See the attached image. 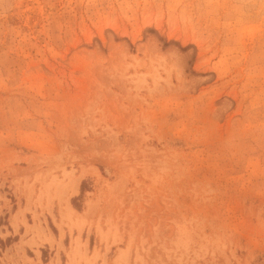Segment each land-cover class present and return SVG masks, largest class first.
Segmentation results:
<instances>
[{
    "label": "rangeland",
    "instance_id": "1",
    "mask_svg": "<svg viewBox=\"0 0 264 264\" xmlns=\"http://www.w3.org/2000/svg\"><path fill=\"white\" fill-rule=\"evenodd\" d=\"M6 228L9 264H264V0H0Z\"/></svg>",
    "mask_w": 264,
    "mask_h": 264
},
{
    "label": "crops",
    "instance_id": "2",
    "mask_svg": "<svg viewBox=\"0 0 264 264\" xmlns=\"http://www.w3.org/2000/svg\"><path fill=\"white\" fill-rule=\"evenodd\" d=\"M6 230H7V231L4 233V230L0 229V240H3V241H4L7 237H9V236L15 234L14 231L10 232V231L8 230V228H6ZM12 233H13V234H12ZM14 246H16V243L13 244V245H11L9 248H7L6 251H9L11 254H14V249H13ZM26 258L29 259V258L27 257V255H26ZM0 264H9V263H5L2 259H0Z\"/></svg>",
    "mask_w": 264,
    "mask_h": 264
}]
</instances>
